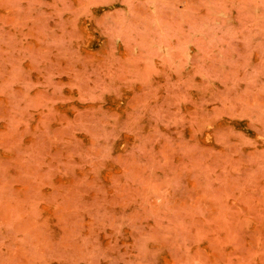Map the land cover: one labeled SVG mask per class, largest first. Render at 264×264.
<instances>
[{"label":"rangeland","instance_id":"rangeland-1","mask_svg":"<svg viewBox=\"0 0 264 264\" xmlns=\"http://www.w3.org/2000/svg\"><path fill=\"white\" fill-rule=\"evenodd\" d=\"M0 264H264V0H0Z\"/></svg>","mask_w":264,"mask_h":264}]
</instances>
